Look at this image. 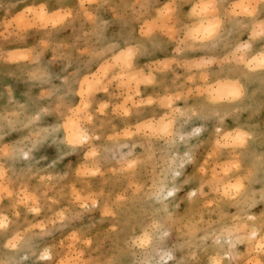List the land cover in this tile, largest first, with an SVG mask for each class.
Returning a JSON list of instances; mask_svg holds the SVG:
<instances>
[{
	"label": "rangeland",
	"instance_id": "obj_1",
	"mask_svg": "<svg viewBox=\"0 0 264 264\" xmlns=\"http://www.w3.org/2000/svg\"><path fill=\"white\" fill-rule=\"evenodd\" d=\"M207 2L225 6L219 8L215 16L221 28L229 18L243 23L245 17L233 15L230 5L244 0H88L92 5L89 12L97 18L102 31H98L87 16L78 14L81 0H0V114L23 111L29 116L48 107L51 114L42 118L41 126L58 122L65 113L63 122L67 123L73 109L81 106L83 89L88 108L77 117V125L90 137L87 145H69L74 151L64 154L63 159L60 157L67 149L59 143L53 144L50 139L30 163H9L10 175L15 181L11 190L30 195L32 200L18 203V196L11 202L7 195L0 198V217H8L10 232L6 239L2 235L4 230H0V264H46L41 260L45 250L53 264H207L209 256L217 252L223 254L220 246L214 244L211 233L220 236L223 232V250L226 251L229 232L234 239L236 228L242 226L237 204L243 209L254 197L256 202L248 214L259 216L264 211V202L259 201V192L264 186L262 174V184L254 181L253 188L250 184L248 192L237 201L221 199L207 183L204 195L198 194L193 201L188 199L189 193L200 188L202 167L209 180L213 169L220 173L223 178L220 192L224 183H235L239 179H229L233 175L225 176L219 165L241 153L218 150V138L223 139L229 133H247L250 144L243 152V169L258 164L260 154L264 153V78L256 77L255 83L249 84L254 88L249 100L241 78L221 75L226 67L220 68L215 79L204 73L197 77L191 71L201 70L196 67L199 61L186 66L188 64L177 59L183 54L186 41L205 42L189 35V29L200 26V16L190 15L189 5ZM39 3L46 4L49 16L58 14L55 17L58 22L40 26L34 13L28 11ZM163 3L183 6L187 15L185 23L180 25V31L161 25L149 33L148 27L155 20L152 13L159 11L155 6L162 7ZM65 11L70 14L60 19ZM242 26L244 34L240 39H230V44L234 45L233 55L225 52L219 60L240 65V57L253 59L247 56L250 49L237 52L252 35L250 29ZM230 30L231 26L226 25L220 37L229 40ZM151 39L164 50L156 59L138 66L135 60L150 48L143 44ZM36 44L45 49L41 61L32 58ZM229 46L220 47L218 51L223 53ZM178 47L183 50L178 52ZM128 48L137 52L132 68L122 71L115 57ZM184 67L187 73L181 71ZM169 71H173V76L161 91L144 95L147 86L154 89L163 84V77L154 76L156 72ZM34 74L46 75L50 81L42 85L32 78ZM138 74L150 75L152 83L137 84L132 77ZM235 80L243 86L244 94L232 99L233 89L228 85ZM245 84L248 83L245 81ZM89 88L93 89L90 96ZM222 88L225 93L220 92ZM172 96L181 97L175 101V107L181 111L187 113L199 108L211 113V118L187 120L178 112L174 113L162 103ZM149 99L152 104L147 103ZM101 105L105 106L102 111ZM125 110L127 115H124ZM217 113L223 114L222 123L215 118ZM233 116L235 120L245 118L250 126L242 130L226 127L224 120H231ZM165 118L173 119L171 129H176L177 140L181 134L196 128L202 131L191 140L173 146L164 139L167 134L145 127L157 125ZM254 132L259 139L254 145L256 155L251 157L247 151L253 147ZM22 134L26 132L13 133L4 142L18 140ZM63 134L61 131V137ZM67 135L65 130L66 138ZM92 151L95 156L90 155ZM187 151L192 152L194 160L184 166L182 175L175 181L179 191L167 201H158L159 191L154 186L164 179L162 173L174 163L173 157L183 156ZM128 164L133 167L128 168ZM33 202L39 212L29 210ZM82 203H87L88 207H82ZM197 221L201 223L196 224ZM193 224L200 229L194 235L190 233ZM146 232L151 234V243L140 247L136 242ZM205 236L209 238L204 239ZM14 238L18 239V246L8 247V240ZM244 249L245 245H237L239 252ZM167 254L171 259L166 258ZM225 264L229 262L226 260Z\"/></svg>",
	"mask_w": 264,
	"mask_h": 264
},
{
	"label": "snow or ice",
	"instance_id": "obj_2",
	"mask_svg": "<svg viewBox=\"0 0 264 264\" xmlns=\"http://www.w3.org/2000/svg\"><path fill=\"white\" fill-rule=\"evenodd\" d=\"M92 7L88 0H81L79 4V13L83 16H87V19L91 21L98 31H102V27L96 23L97 18L92 16L89 12V9ZM143 7V6H142ZM192 8V12L190 15L192 16H200V26L195 29H189V35L193 38H200L205 41L199 45V47L205 49L203 53L205 56L211 57H223L225 52L229 53V55H233L231 52V48L234 45L227 47L223 53L217 50L216 44L218 43L220 36L223 33V29L221 28L220 23L215 20V16L217 15V10L221 7L214 2H207L197 4L195 6L189 5ZM233 12L232 14L235 16L243 15L245 17L243 24L251 30L252 35L249 38V42L242 46V49L238 48L237 52L241 50H249L247 52V56L253 57L252 60H248L247 57H240L238 61L240 66L235 69L236 75L240 76L241 73L247 76L259 75L261 78H264V0H244L242 3H237L230 5ZM158 12H153L152 15L155 16V20L148 27V32L151 33L154 28H159L161 25L169 28L170 30L175 28L176 31H180V25L184 23L181 15H180V5H175L172 3H163V6L156 5ZM29 12L34 13L37 18L40 26H47L48 23H56L58 20L55 18L58 14L53 13L52 16H49V10L45 3H39L38 6L28 9ZM70 13L65 11L63 16L60 19H63ZM205 14H207V18H205ZM234 23H237L234 21ZM194 33V35H193ZM175 35V31L172 33ZM181 34H183L181 32ZM257 42L261 45V47L257 48ZM183 48L178 47L177 51H182ZM137 49L128 48L127 51L121 52L119 56H116V62L120 66L122 71H126L132 68V60L134 55L136 54ZM258 52V55H257ZM177 59H183V57H177ZM214 62L222 61H214L212 59H205L199 61L196 64V67H199L202 71L207 68L208 64ZM228 68H231V65H227ZM250 69H252L250 71ZM255 69H259V71H255ZM34 80H38L40 82H44L47 80L46 75L34 74L32 77ZM236 77H233L235 79ZM120 79V78H118ZM132 79L137 84H151L152 77L143 76L142 74H138L137 76H133ZM242 79V77H241ZM121 83H123L121 79ZM233 91L230 93V98L235 99L243 94V89L240 87L239 82L235 83L233 86ZM93 89L89 88L88 95L90 96ZM106 91V89H105ZM81 106L79 108L73 109V115L69 117L68 122L65 123L64 129L69 130L70 128L77 127V117L79 115L84 114L85 110L88 108V104L85 99V94L83 89L81 91ZM63 100V98H61ZM181 99L180 96H172L166 97L162 103L169 109H172L174 113H179L181 116H185L187 120H207L211 118V113H206L204 111L197 109V111L188 110L187 113L181 111L180 109L175 107V101ZM211 99H215V97H211ZM148 104H152L153 101L149 99L147 101ZM104 105H101V111L104 109ZM124 115H127V111H124ZM91 119V117H89ZM173 125V119L165 118L162 119L157 125L147 124L145 127L152 131H162L165 134H168ZM56 129L47 130L46 135L55 134ZM200 129L197 128L196 132H199ZM217 133L219 134V129H217ZM67 143L69 145H77V144H85L87 145L90 137L88 133L83 131L82 129L79 131L77 135H73L71 131H69V135L67 136ZM183 139V137H181ZM40 141L38 140L36 143L38 144ZM250 140L245 132H237L235 134L229 133L227 136H224L223 139L218 138L216 141L217 149H229L233 152H240L241 155L238 157H233L229 159L225 164L219 165L223 174L228 176L229 174L234 175L237 171L242 169V165L245 164L242 159L243 152L249 147ZM70 150H74L70 149ZM27 156V153H22L20 150L13 147L12 151L6 153L4 155L3 160H0V198L4 195L9 197V201L17 200L18 203H26L32 200L30 195L25 193L17 194L11 189L15 185V181L10 175L9 163H16L20 156ZM90 155L95 156L96 153L94 151L90 152ZM187 159H191V157L186 154ZM133 164H128V168H132ZM250 175L262 174L264 175V153H261L259 156V163L253 164L252 166L247 168ZM213 175L209 180L207 171L205 168H200V172L204 173L201 178L200 188L197 191H193L190 193L191 196L195 197L197 192H203V188L205 183L208 186L216 189L218 195L221 199H230L232 201H237L241 199L242 192L245 190V185L241 179H236L235 183H224L223 184V192H220L219 184L223 182V178L220 173L216 170H212ZM23 173V170H22ZM94 174V173H91ZM7 185V187H6ZM168 195H171L169 193ZM76 199H80L79 196H76ZM259 201L264 202V188L261 189L259 194ZM256 202L253 197L250 199L243 207L240 208V205L237 204V208L241 213V216L245 219V223L243 226L238 227L236 229L235 238H232L233 233L229 232V239L227 243L229 244L228 251L224 254L227 255L231 262H239V264H264V211L260 213L259 216L249 215L248 210L254 205ZM95 203V201H93ZM84 208L88 207L87 203H82L81 205ZM29 210L32 212H39L40 209L38 206L34 204L29 205ZM8 217L2 216L0 217V230H4L2 235L5 236L6 239L10 236V232L8 229ZM167 235V233H164ZM18 239L8 240V247L16 248L18 246ZM138 246L145 247L151 243V234L146 232L142 238H140L137 242ZM245 245V249L243 252H239L237 250V245ZM22 245H20L21 247ZM167 259H171V255L167 254ZM223 259V255L216 256L211 255L208 258L207 264H221ZM41 260H44L46 264H53V261L49 260L48 251L45 250L41 255Z\"/></svg>",
	"mask_w": 264,
	"mask_h": 264
},
{
	"label": "clouds",
	"instance_id": "obj_3",
	"mask_svg": "<svg viewBox=\"0 0 264 264\" xmlns=\"http://www.w3.org/2000/svg\"><path fill=\"white\" fill-rule=\"evenodd\" d=\"M45 38H47V35L45 34ZM45 49L40 45L36 44L33 46L32 49V58L33 60L40 59L44 53ZM41 61V59H40ZM50 81V77L47 78L46 81L41 82V84H47ZM43 90L48 91L47 89L43 88ZM49 92V91H48ZM211 107V106H209ZM195 112V111H194ZM50 111L48 107H42L38 112L31 114L29 116H25L23 111H12L7 114H0V158H4V155L6 153H9L12 151L13 147L16 149L20 150L22 153H27V156L21 155L20 159L18 162L28 164L32 160L35 159L36 153L40 150V148L45 145L50 139L53 144H61L67 149L63 153V155L60 157V159H63L64 154H66L69 151H74L70 150L73 149L69 146L67 143V139L65 137V129L64 125L65 123L63 122L65 119V114H63V118L59 120L58 122H55L51 125L48 126H41V120L45 115H50ZM219 122H223V114L222 113H217L215 117ZM55 128L57 131L55 134H49L46 135L47 130ZM197 129V128H196ZM196 129L193 131H188L179 136V140H177V133L176 129L173 128L169 131L167 136L164 137V139L172 144L173 146L177 144L178 142H185L186 140H191L192 137H196L202 129H200L199 132H196ZM63 131V136L61 137L60 133ZM20 136L18 140L12 141V142H4L6 137H11L13 133H25ZM183 137V139H181ZM40 141L38 144L36 143L37 141ZM186 154H188L191 159H187ZM194 156L191 151H187L183 154V156H176L173 157L174 163L165 169V173H162L164 175V179L158 181L157 185L154 186L156 189L159 191V195L157 196V200L160 202L167 201L169 198L175 197L176 193L179 191V189L175 186V181L177 178H179L182 175V169L186 164H191L193 163ZM55 163V162H54ZM215 170V169H213ZM239 178L243 181L245 185V190L242 192L241 195L246 194L248 192L249 184L253 183L254 181L260 180V174L256 175H250L248 169H241L237 171L233 177H229V179L232 178ZM171 182L172 186H169V183ZM264 188V186L261 187V189ZM260 189V192H261ZM216 193L217 190L213 189ZM259 192V194H260ZM171 193V195H168ZM204 195V192H197L196 196L193 197L188 194V199L189 201H193V198H196L197 195ZM216 203V201H214ZM166 207V205H165ZM245 219L242 217L240 219V225H244ZM201 223V221H197L196 224ZM196 224H193L190 228V233L195 234L196 231H199L200 229L196 226ZM161 227V226H159ZM158 227V229H159ZM238 228V227H237ZM236 228V229H237ZM236 231V230H235ZM166 233V232H165ZM155 233L152 234L154 236ZM211 237H213V242L216 245H219L221 250L223 251V259L221 261V264H225V261L227 260L229 264H232L230 261L229 257L227 255H224L228 249H229V244L226 242L228 245L227 250L224 251V240H223V232L221 233L220 236H216V234L213 232L211 233ZM208 236H205L204 239H208ZM224 243H221V242ZM216 256H221L220 252H217L215 254Z\"/></svg>",
	"mask_w": 264,
	"mask_h": 264
},
{
	"label": "crops",
	"instance_id": "obj_4",
	"mask_svg": "<svg viewBox=\"0 0 264 264\" xmlns=\"http://www.w3.org/2000/svg\"><path fill=\"white\" fill-rule=\"evenodd\" d=\"M185 10L186 9H184L183 6H180L179 11H180V15H181L184 23H185V20L187 18V15H186V11ZM234 21L237 22V23H234ZM226 25L231 26L233 32H232V34L230 33V36H229L230 38L228 37L229 40L228 39L223 40L220 37L218 43L216 44L217 50L220 47L229 46L230 45V39H232V37L233 38L236 37L239 40L240 37H241V35L244 34V31H243V28H242L243 27L242 26L243 23L239 19H236V18H229L227 20L225 19V21L223 22L222 29H224V27ZM257 44H258V42H257ZM144 45H146V46L148 45V46H150V48H148L144 52V54H142L139 57L138 60H135L136 61L135 63L138 66L145 65L146 63H148V61L150 59H156L158 56H160V52L164 50L163 47H162V45L157 44V41H155L154 39H151L150 41H147V42L145 41ZM198 45H201V44H197L196 42H191V41H186L185 42V49H184L183 54L180 57H183V59H181V61L183 63L188 64L186 66H189L192 62L200 61L203 58L204 59L217 58V57L205 56L203 54L205 52V49L199 47ZM220 58L221 57H219L217 60L218 61H222V63L221 62H216L215 64L209 65L203 71L202 70H200V71L199 70H197V71H194L193 70V71H191V73H194V75L195 76L197 75V77L201 76V74L204 73V74L208 75L211 79H215V77H216L215 74L220 70V68H222V67L228 68L227 65H231L232 66L230 68V70H231L232 68H238L240 66L239 64H236L233 61L230 62V61H225L223 59L219 60ZM176 71H177V73L180 72V70H176ZM181 71H183L184 73H187L188 72V70L186 69V67H184V69L181 70ZM172 72L171 71H169V72H156L154 74V76H156V77H158V76L159 77H163V80H164L163 84L160 87L154 88V89L150 88V86H147L144 89V91H143L144 95L147 96V95H151V94H154L156 92L161 91L163 89V87L165 86V84L167 83V80L170 77L173 76V73Z\"/></svg>",
	"mask_w": 264,
	"mask_h": 264
},
{
	"label": "bare ground",
	"instance_id": "obj_5",
	"mask_svg": "<svg viewBox=\"0 0 264 264\" xmlns=\"http://www.w3.org/2000/svg\"><path fill=\"white\" fill-rule=\"evenodd\" d=\"M148 1V0H147ZM147 3V2H146ZM228 29H230V27L229 28H227V30ZM231 31L232 30H230V33H231ZM229 33V34H230ZM226 39V38H225ZM123 41V40H122ZM232 42V41H231ZM233 44V43H232ZM144 45V44H143ZM231 45V44H230ZM259 47H261V45L258 43L257 44V48H259ZM140 48V47H139ZM138 48V49H139ZM109 49V48H108ZM103 50V49H102ZM105 51V50H104ZM139 51H141V48H140V50ZM257 54H258V52H257ZM235 69L236 68H232L231 70H230V68H224L223 70H222V73H221V75L222 76H224V77H238V79L239 78H241L242 77V80H243V86H244V89H245V93H246V91L249 93V100H251V94H252V88L253 87H251L250 85L252 84H254L255 82H254V80H257V78H259L260 79V76L259 75H255V76H247V75H244L243 73H241L240 74V76H237L236 75V72H235ZM244 77V78H243ZM257 77V78H256ZM256 78V79H255ZM258 79V80H259ZM228 80V79H227ZM264 80V79H263ZM232 81V80H231ZM245 81L248 83L247 85H249V86H247L246 84H245ZM160 81H158V83H159ZM233 82H235V83H237V82H239V81H237V80H235V81H233ZM228 83V82H227ZM235 83H232L231 82V84H229V85H234ZM221 84V83H220ZM226 84V83H225ZM227 85V84H226ZM226 85H224V86H226ZM228 85V87H232V86H229ZM242 85V84H241ZM223 86V85H222ZM243 86L241 87L242 89H243ZM246 86V87H245ZM228 87H227V89H228ZM224 89H225V87H223ZM223 88H222V90H220V92H223L224 90H223ZM232 89H233V87H232ZM254 89V88H253ZM228 91V90H227ZM226 92V90L223 92V93H225ZM244 92H243V94H244ZM254 101V100H253ZM233 115V114H232ZM245 115V114H244ZM246 116V115H245ZM244 116V117H245ZM243 119H245V118H243ZM243 119H241V120H235V118H234V116L231 118V120H224V124H225V126L226 127H228V128H230V127H238V130H242L241 128H246V127H248V125L250 124H247ZM236 123V124H235ZM250 126V125H249ZM247 129V128H246ZM81 130V128L79 127V125H77V127L76 128H70L69 130H67V132H68V135H69V131H71L72 132V134L75 136V135H77L78 133H79V131ZM253 133V132H252ZM67 135V136H68ZM208 136V135H207ZM209 137V136H208ZM253 137H254V143H253V147H251V149H249L247 152H248V156H255L256 155V151H257V147H255L254 145H255V143L258 141V137H259V135H257V133L256 132H254V134H253ZM257 164V163H256ZM260 177H261V174H260ZM263 180V179H262ZM262 180H261V178H260V180H258V181H256L257 183H261L262 184ZM255 182V183H256ZM260 184V185H261ZM253 185H254V182L253 183H251V189L253 188ZM258 185V184H257ZM249 186H250V184H249Z\"/></svg>",
	"mask_w": 264,
	"mask_h": 264
}]
</instances>
